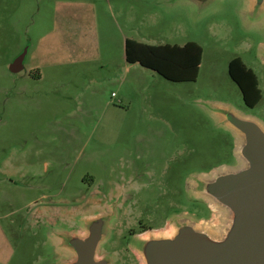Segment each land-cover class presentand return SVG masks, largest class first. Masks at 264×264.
Listing matches in <instances>:
<instances>
[{"label":"rangeland","instance_id":"rangeland-1","mask_svg":"<svg viewBox=\"0 0 264 264\" xmlns=\"http://www.w3.org/2000/svg\"><path fill=\"white\" fill-rule=\"evenodd\" d=\"M130 39L178 51L151 67ZM236 60L256 74L255 106ZM225 107L264 126V13L248 0H0V264L70 259L52 231L102 213L110 264H141L139 220L221 234L229 211L199 182L246 165ZM41 204L68 216L49 224Z\"/></svg>","mask_w":264,"mask_h":264},{"label":"water","instance_id":"water-1","mask_svg":"<svg viewBox=\"0 0 264 264\" xmlns=\"http://www.w3.org/2000/svg\"><path fill=\"white\" fill-rule=\"evenodd\" d=\"M249 5L252 11L264 13V0H250ZM24 56L11 64L13 72L22 69ZM220 115L243 136L239 153L246 165L200 181L199 189L228 209L227 227L216 235L182 221L167 230L144 233L137 237L141 245L134 246L141 264H264V126L229 107ZM111 215L89 218L85 233L63 234V245L73 257L59 264H110L99 254V246Z\"/></svg>","mask_w":264,"mask_h":264},{"label":"trees","instance_id":"trees-1","mask_svg":"<svg viewBox=\"0 0 264 264\" xmlns=\"http://www.w3.org/2000/svg\"><path fill=\"white\" fill-rule=\"evenodd\" d=\"M128 44L129 54L132 52L131 46L133 45L132 47L136 49L135 52L138 51V53L135 54L136 58L140 62L145 63L146 65H150L151 67H159L162 59L168 60L165 57L172 56L173 59L172 52L170 53V51H173L175 53L178 51V47L168 46L165 53L164 46L150 45L143 42L133 41L131 39L129 40ZM176 48L177 50H175ZM193 53L195 54L196 51L193 50ZM189 62V60H182V63H179L177 61V64H181L184 68V64H187ZM235 62H237L238 65L233 64L232 71L243 89L246 104H248L249 106H255L260 100L256 74L251 69L247 68L246 65L240 60H236ZM190 67L191 65L187 66V69ZM188 73V71H184L183 74L186 75ZM238 75H240L241 78H239Z\"/></svg>","mask_w":264,"mask_h":264},{"label":"crops","instance_id":"crops-1","mask_svg":"<svg viewBox=\"0 0 264 264\" xmlns=\"http://www.w3.org/2000/svg\"><path fill=\"white\" fill-rule=\"evenodd\" d=\"M250 3V0H248ZM139 42H145L143 40H140ZM150 45H158L155 43H147ZM24 68V65L22 69ZM128 68V67H127ZM21 70V69H20ZM19 70V71H20ZM101 81H97V83H100ZM42 206L39 208H36L35 214L39 216H46L48 220L50 221L49 224H57L60 220L61 217L64 216L62 212V208L56 204L53 208L52 206H44V204H41ZM67 218V217H66ZM86 219L84 220V216L81 218L82 225L78 229H68V228H56L54 231H52V236L53 237V243L57 247V250L65 251V252H70L69 248L63 245V234L69 233V232H79V233H85V223ZM68 260V259H66ZM59 264V263H58Z\"/></svg>","mask_w":264,"mask_h":264},{"label":"flooded vegetation","instance_id":"flooded-vegetation-1","mask_svg":"<svg viewBox=\"0 0 264 264\" xmlns=\"http://www.w3.org/2000/svg\"><path fill=\"white\" fill-rule=\"evenodd\" d=\"M84 181H85V179H84ZM92 185H93V183L92 184H90L89 185V187H92ZM99 191V190H98ZM88 202V201H87ZM92 202V201H91ZM56 205V204H55ZM75 209V211H77V209L76 208H74ZM65 209H62V212H63V214H64V216L61 218L62 220H64V219H66V217L68 216V215H65ZM82 214V213H81ZM81 216V215H80ZM83 216H81L80 217V223H81V218H82ZM139 222H140V224L141 225H139L138 227H136V228H132V226L129 228V232L131 233V235L133 236V237H139L141 234H144V233H147V231L148 230H150V229H152V228H155V227H153L152 225H147L146 223H144V222H142L141 220H139ZM81 227V226H80ZM79 227V228H80ZM76 229H78V228H76Z\"/></svg>","mask_w":264,"mask_h":264}]
</instances>
